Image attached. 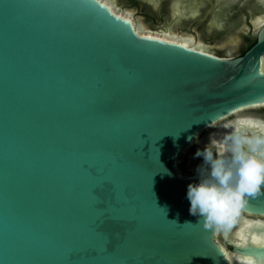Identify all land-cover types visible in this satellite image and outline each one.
Instances as JSON below:
<instances>
[{"label":"water","instance_id":"water-1","mask_svg":"<svg viewBox=\"0 0 264 264\" xmlns=\"http://www.w3.org/2000/svg\"><path fill=\"white\" fill-rule=\"evenodd\" d=\"M260 18L224 58L140 35L99 0H0V264H264L236 236L264 222V189L205 230L184 224L199 176L178 167L197 134L264 124L235 116L264 106Z\"/></svg>","mask_w":264,"mask_h":264},{"label":"clouds","instance_id":"clouds-1","mask_svg":"<svg viewBox=\"0 0 264 264\" xmlns=\"http://www.w3.org/2000/svg\"><path fill=\"white\" fill-rule=\"evenodd\" d=\"M230 127L232 131L223 137L210 136L194 155L203 163L197 168L198 182L188 185L187 199L189 213L197 217V223L184 224H202L205 230L216 232L229 230L245 208L246 197L262 194L264 124L257 126L259 133L249 132L239 123ZM196 140L199 142L198 134Z\"/></svg>","mask_w":264,"mask_h":264},{"label":"flooded vegetation","instance_id":"flooded-vegetation-1","mask_svg":"<svg viewBox=\"0 0 264 264\" xmlns=\"http://www.w3.org/2000/svg\"><path fill=\"white\" fill-rule=\"evenodd\" d=\"M110 1L115 5L118 12L132 14L134 26H140L144 32L162 33L173 31L175 35L182 34L178 35L179 37L189 36L187 33H191L194 35V43L199 45L201 44L197 42V35L203 37L205 41L203 42L208 44L216 36H227L230 31L234 30V22L239 20L242 15L249 27L252 26V12L257 14V17L264 16V3L262 4L264 0H255L256 3L253 2L254 0ZM254 6L256 9H253ZM137 19L141 20V24ZM219 25L221 29L217 28ZM250 35L251 31L245 37L247 38ZM213 48H216V46ZM217 56L229 58L219 54ZM235 56L231 58H235ZM199 161H202V158H199ZM232 235L231 233V237ZM219 241L222 243L220 236ZM227 247L230 249L229 246Z\"/></svg>","mask_w":264,"mask_h":264},{"label":"rangeland","instance_id":"rangeland-1","mask_svg":"<svg viewBox=\"0 0 264 264\" xmlns=\"http://www.w3.org/2000/svg\"><path fill=\"white\" fill-rule=\"evenodd\" d=\"M257 14H254L252 12L251 14V20H252V26L249 27V25L247 24L246 21H244V16L242 15L239 20H236L234 22L233 28L234 30L230 31L227 36H216L211 42H207L208 44H205L203 37H199L197 35V42L200 43L201 47L203 49H205L206 51L214 54V55H222V56H226V57H234L238 51L245 45L247 39H246V35L251 31L252 35H256L257 32V28L258 25L254 24L253 19L255 17H257ZM138 22H140V19H137ZM141 24V22H140ZM144 32V31H143ZM190 37H194L193 34L191 33H187ZM177 35H182V34H177ZM204 41V42H203ZM212 46V47H211ZM214 46H216V48H213ZM258 116V117H263L264 115V106H260V107H255V108H251V109H246L243 111L238 112L235 116L236 117H243V116ZM234 116V117H235ZM232 117L228 118L225 121L231 120ZM214 129H216V127H214L211 130H208L205 132V134H208L210 132H212ZM204 137V134L201 135L199 137V142H197L195 145L191 148L188 149V151L185 153V155L183 157H186V159L184 161L181 162V164L183 166H185L187 168V170L193 171L192 167L193 165L199 164L198 162H200L199 160L194 158V155L196 153V151L198 149H202L206 143H204L202 141V138ZM196 145H198V147H195ZM180 163V162H179ZM178 163V164H179ZM186 174V173H183ZM217 239L219 241V235L217 236ZM220 242V241H219ZM224 249L226 250V252L229 254H232L230 252V249L228 247L224 246Z\"/></svg>","mask_w":264,"mask_h":264},{"label":"bare ground","instance_id":"bare-ground-1","mask_svg":"<svg viewBox=\"0 0 264 264\" xmlns=\"http://www.w3.org/2000/svg\"><path fill=\"white\" fill-rule=\"evenodd\" d=\"M99 1H101L105 5H107L109 7V9L112 10L115 14H118V15H120L123 18H128L134 25V19L132 17V14H129V13H124L123 14L121 12H118V10L116 9L115 5L110 0H99ZM180 4L181 3L179 2V5ZM179 5H178V7H179ZM258 21L262 22L264 20L262 18H260V19H258ZM257 25H259V23ZM135 28L137 30V33L140 34V35H147V36H150V37L160 38L162 40L169 41V42L181 43V44L186 45L187 47H191L193 49L197 48L200 51H206L199 44H195L194 43V38L190 37V36H180L179 37L178 35H175L173 33V31H170V32L169 31L168 32L164 31L162 33L143 32L142 28L140 26H138V25L135 26ZM238 123L240 124L241 127H242V125H245L249 130H255V129L258 128L257 127L258 125L263 124L262 122H259V121L255 122L252 119H245V118L239 119ZM228 129H232V127H230V125H228V124H225L224 126H221L220 129L218 130V132L215 134V137H217V138L223 137L224 135L229 133V132H227ZM246 222H247V224L246 223L243 224L241 229H243L244 235L247 238V241L252 243V244H255V243H253V239H252L253 237H256L257 240L264 241V233H261V232L257 233L258 232L257 230H260V228H264V227H261V225H264V222H262L261 220H256L254 222H251V221L248 220ZM240 230L238 231V233L240 232ZM237 234H236V236L238 238ZM239 243H240V241H239V239H237V244H239ZM256 245H258V244H256ZM224 252H225V254H226L227 258H228L229 257L228 253L225 250H224ZM236 260H237V262L239 264H246V259L245 258H236ZM252 264H258V263H255L254 261H252Z\"/></svg>","mask_w":264,"mask_h":264},{"label":"trees","instance_id":"trees-1","mask_svg":"<svg viewBox=\"0 0 264 264\" xmlns=\"http://www.w3.org/2000/svg\"><path fill=\"white\" fill-rule=\"evenodd\" d=\"M246 39H247V41H246L245 45L240 49V51L237 53V55L235 57L242 56L255 43L256 35L251 34ZM195 147H198V145H196ZM185 159H186V157H183V159L178 164V167L182 173L192 174L193 173L192 171L187 170V168L181 164V162L184 161ZM198 166H200V165L197 163H196V165H194V172H197Z\"/></svg>","mask_w":264,"mask_h":264},{"label":"snow or ice","instance_id":"snow-or-ice-1","mask_svg":"<svg viewBox=\"0 0 264 264\" xmlns=\"http://www.w3.org/2000/svg\"><path fill=\"white\" fill-rule=\"evenodd\" d=\"M121 19H123V18L121 17ZM262 23H264V22H262ZM149 38H152V37H149ZM185 47H186V45H185ZM260 75L262 77H264V72H261ZM89 171H93V170L90 169ZM245 223L247 224V222H245ZM261 227H264V225H261ZM237 235H238V239L240 241L238 247L247 248L248 247V241H247V238L244 235L243 229H241L240 232ZM252 239H253V243L258 244L259 247L264 248V241L257 240L256 237H253ZM246 264H252V260L250 258H246Z\"/></svg>","mask_w":264,"mask_h":264}]
</instances>
